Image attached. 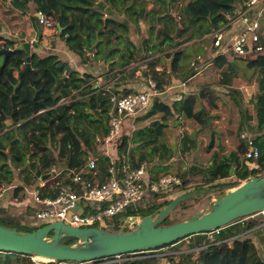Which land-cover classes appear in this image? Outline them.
Masks as SVG:
<instances>
[{"label": "trees", "instance_id": "obj_1", "mask_svg": "<svg viewBox=\"0 0 264 264\" xmlns=\"http://www.w3.org/2000/svg\"><path fill=\"white\" fill-rule=\"evenodd\" d=\"M148 1L152 2L150 8H147ZM236 1L9 0L6 4V0H0V15L8 16L12 20L14 9L24 11L29 3H32L36 11H41L51 16L54 21H58L62 31H57V34L66 46L80 57L81 62H86L89 58L85 45L91 46L98 37L101 41L90 54L101 59H109L114 53H120V60L115 66L109 68V71L117 70L102 79L105 83L113 82L114 84L131 61L145 58L146 64L141 75L148 76L159 93L172 84L173 78L182 82L197 72L202 60L196 56L203 52L201 45L204 42L198 39L226 22L225 13H230L234 9ZM4 6L7 7L4 8ZM172 10H176L178 22H175ZM116 13L123 15V18L118 20L114 17ZM11 20L7 21V24L11 31L15 32L16 37L19 34L25 35V33H18L17 27L14 28L15 26L9 23ZM141 23L145 24L147 31V36L142 40L144 47L137 48L130 41L125 43L123 39L128 38L123 36L130 32V26H134V30L141 33ZM16 37L7 38L12 52L7 55L4 65L2 64L3 55L0 54V191L4 185H9L13 181V169L25 173L27 184L31 183L28 179L35 177L34 171L48 169L51 164L58 165L60 159L65 160L68 169L78 171L86 163L88 153H92L98 144L95 135L108 133L110 95H126L139 91L130 88L114 91L112 87L98 89L93 85L97 77L87 72L79 73L68 62L59 59L57 54L30 52L29 75L20 77L16 75V72L24 68L28 54L14 46L18 40ZM0 38L5 37L0 36ZM185 43L188 45L182 46ZM165 44L171 50L162 57L154 56L155 53L165 49L162 47ZM105 49H111L107 57H105ZM143 49H146V54L141 53ZM256 53V57L248 61V65L254 70L253 74H256L257 93L253 99L255 112L252 115H249L247 111L242 113L243 121H247V125L239 129V135L243 129L251 134L240 138V149L221 157L215 154L212 163L197 171L203 173L202 182L210 187L218 188L217 185L222 184L220 181L227 182L225 179L229 176L231 165H234L233 183L221 188L222 191L240 184L247 178L264 173V51ZM165 57L170 58L169 70H158L159 58ZM244 57L238 56L235 60L244 59ZM217 65L222 66L220 62ZM235 67L234 62L224 66L221 70V83L230 84L232 77L236 75ZM180 69L183 71L176 74ZM61 78L63 80L57 82ZM73 91H76L79 96L72 94ZM181 96L179 100H172L171 112L168 106L162 105L158 100L159 95H156L150 107L135 114V118L146 119L156 111L157 107L165 110L168 115L154 119L148 125L133 129L130 133L121 132L122 135L120 134L117 138L119 143L116 145V154L124 156L132 167H137L142 162H152L157 158L154 165L151 166L148 163L150 165L148 172L154 179L157 177L154 173L165 169L160 164L174 157L173 147L163 138L164 130L168 127V118L175 116L174 114L177 119L185 116L194 120L199 125V129H210V135H212L206 149L209 150L213 146L215 130L211 119L216 107L215 90L207 85L198 93L182 92ZM61 100L64 101L60 103ZM9 119L12 126L8 128L7 120ZM17 123L19 125H16ZM248 137L258 149V155L250 159L256 164L255 168H250L244 160V154L248 150L246 144ZM187 141L190 145L186 144ZM182 143L183 150H189L195 146L194 140L188 136V133L183 135ZM27 156H30L33 161L29 163V168L23 169ZM106 161V157L98 159L102 172H106ZM157 166L160 167L158 170H156ZM190 171L193 170L190 168ZM180 178L182 187L189 182L188 179L185 180L187 172L182 173ZM154 179L150 180L155 181ZM66 183H71V180L65 178L62 182L56 181L57 186L53 189V194ZM202 187L203 185H197L195 189ZM22 188L23 186L14 187V195L17 196ZM161 193L160 191L150 192L156 199L165 196V193ZM42 195H52V193L47 192ZM22 198L20 196L18 200ZM169 201H158L161 203L150 204L144 209H140L137 204L128 207L122 213L127 217L155 215ZM8 207L0 205V224L2 225L19 231H31L45 225V222L40 220L38 225L22 223L16 216L9 214ZM30 211L27 212L30 213ZM246 217H240L219 228L218 233L215 230L194 234L162 246L189 239L192 249L176 254L177 261H174L173 254H170L163 257L153 255L129 258L122 262L105 264H161V258L165 259L164 264H264L263 251L257 244L264 243V219L260 214H256L255 218L249 220H245ZM167 219L165 217L164 221ZM62 241L72 243L76 239L68 238ZM215 241L220 242L215 243ZM160 248L149 250V252ZM1 253L0 264H10V260H13L15 264H38L33 262L29 255ZM107 258L98 259L95 262H101ZM43 259L47 262L41 264L57 262L52 259Z\"/></svg>", "mask_w": 264, "mask_h": 264}, {"label": "crops", "instance_id": "obj_2", "mask_svg": "<svg viewBox=\"0 0 264 264\" xmlns=\"http://www.w3.org/2000/svg\"><path fill=\"white\" fill-rule=\"evenodd\" d=\"M9 0H6V4H8ZM187 1V0H185ZM245 0H237L235 2L234 9L230 12L231 15L238 13L240 10H242L245 6L244 3ZM152 6V2H147V8H150ZM7 6H4L6 8ZM16 12L19 13V17H16ZM35 10V6L32 3H29L28 7L24 10H16L14 9V15L13 19L11 20L10 17L3 15H0V36L12 39L13 37H16V34H14L10 26L7 24V21L11 20L9 23H12L17 29L18 33H25L24 37L26 41H36L37 46L31 47V52H36L38 54H43L44 52L46 54H57L58 58L68 62L71 67H73L74 70L78 71L79 73H91L94 75L96 80L93 81V85H97L99 87H102L105 82L102 80L103 78L107 77L109 74L111 75L113 72H115L117 69H113L109 71V68L111 66H115V64L120 60V53L116 52L114 53L109 59H101L99 57H95L90 53H93L95 50L96 45L101 41L99 38L94 46L93 52H89L87 50V53L89 54V58L86 62H81L80 57L72 52L65 44V42L59 37L57 34L59 31V28L57 27H47L44 25H41L38 22V15ZM172 14L175 17V22H178L176 19H178V15L176 10H172ZM107 14H105L106 16ZM114 17H116L118 20H121L123 18V15L121 14H114ZM23 19V20H22ZM26 20V22H24ZM23 21V22H22ZM260 21V32H261V42L264 44V15H262L259 18ZM178 24V23H177ZM19 25V26H18ZM141 33H137L134 30V26H130V32L128 34H124L123 41L126 42H132L135 47L137 48H143V38L147 36L146 26L144 23H141ZM148 28V26H147ZM242 24L240 23H232L225 31L224 41H223V48L224 46H228L229 43L232 41V39L241 31ZM23 31V32H22ZM214 30H211L210 32L204 34L200 39L198 40H204L203 44V52L198 54L196 57H199L200 60H202L201 65L199 66V69L197 72L187 78L185 81H180L179 79L173 78L172 84L165 87V89L158 93L159 99L162 103V105H166L170 108V111L172 112L171 103L172 100L175 99V96L178 94H181L182 92L185 93H198V91L204 87L209 86L213 90H215V110H213V117L211 119V124H213V128L215 130V154H217L218 157L228 155L232 151H237L240 149V138H244L249 136L250 134L246 129H243L241 134L239 135L240 128H245L247 125V121H243V114L244 112H248L249 115L254 114V103L253 99L257 93V83H256V74H253L254 70L250 68L248 65V61L254 59L255 57H249L250 54L248 53L245 55L244 59H237L235 60L236 56L235 53H233L230 49L224 50L222 49H216L215 46H213L212 43V37ZM17 33V34H18ZM20 35V34H19ZM19 35L16 37L19 38ZM195 40V41H198ZM19 39L17 40V43L14 44L16 47L18 45ZM96 41V39H95ZM94 41V43H95ZM92 43V45H94ZM91 45V46H92ZM188 43L183 44L182 46H187ZM165 49L162 52H157L154 54V56L162 57L165 53L169 52L171 48H169L168 45L162 46ZM46 50H45V49ZM104 48V47H103ZM111 49H105V57L110 53ZM146 49H143L141 51L142 54L145 53ZM140 53V54H141ZM257 55V54H256ZM221 63L222 66L219 67L217 63ZM234 62L235 72L236 75L232 77L231 82L229 85L223 84L220 82L221 78V70L224 68V66H227L228 63ZM114 63V64H113ZM169 63L170 58H159V62L157 65L158 70L165 71L169 70ZM146 59L139 58L138 61H131L127 66L124 73L121 75L119 79H115L116 82L113 84V82H107L112 84V89L114 91L116 90H122L123 88H130V89H148L150 87V79L148 76L144 77L142 76L141 72L142 69L145 67ZM183 69H180V71L176 72V74H179L182 72ZM132 74V75H130ZM16 75L19 76V72H16ZM120 76V75H119ZM214 76V77H213ZM21 77V76H20ZM213 77V78H212ZM103 81V82H102ZM76 97L79 96V94L76 91H73V93ZM64 100H61L60 103H62ZM41 112V111H40ZM215 112V113H214ZM137 115V114H136ZM167 116L168 114L165 113V110L159 109V107L156 108V111L148 116L147 118L151 119H158L159 117ZM175 116H171L168 118V125L169 122L173 121L176 126H182L184 124V128H188L187 123H183V121L191 122L192 119H189L185 116L179 117L177 119L176 114ZM171 118V119H170ZM133 119H136L135 116L128 117L122 128V133L124 132V127L130 126ZM177 119V120H176ZM214 120V121H213ZM8 128L12 125H10L11 120H7ZM16 125H19L18 123ZM15 125V126H16ZM194 131V130H193ZM188 133L190 131H187ZM126 133H129L127 131ZM195 133V131L193 132ZM190 134V133H189ZM188 134V135H189ZM101 134H96V136ZM195 135V134H194ZM193 135V136H194ZM212 135V134H211ZM190 136V137H193ZM97 142V141H96ZM223 144L227 145V148L224 147ZM229 146V148H228ZM214 148V147H213ZM102 145L98 142L96 148L92 153H88L87 159L93 154H96L97 156L101 152ZM229 149V152H228ZM228 152V153H226ZM219 153V154H218ZM104 157V156H99ZM29 156H27L26 164L24 165L23 169L29 168ZM210 161L209 163H211ZM62 163V162H61ZM61 169H59V163L58 165L51 164V166L47 169L39 170L40 175H44L45 173L52 174L47 177L46 179H40L39 176H37L35 173V177L28 179L31 180L30 184L25 183V173H22L20 171L18 178H13V183L9 185H4L0 191V205L6 207L7 203L12 200H18L20 196H22V200H18L21 204H23L22 208L17 209V213H11L14 216H16L18 219L22 221V223H29L38 225L39 219L35 217L34 215V209L42 207L39 204H36L33 202L31 191L34 189L33 187L39 184H42V190L44 193L49 192L50 194H53V189L56 188L57 184L56 181H53L56 179L57 172L61 173V170L68 169L65 160L63 161ZM234 167V165H232ZM53 168L56 170L53 173ZM71 171L68 169V172ZM73 171V170H72ZM149 178H151V174L149 172L147 173ZM67 176V175H66ZM68 178L63 175V179ZM59 180V179H58ZM59 183V182H58ZM17 186H23L22 190L18 192V195H14V187ZM59 189V188H58ZM51 191V192H50ZM93 207L94 205L86 204L84 203L83 209L86 210L89 207ZM30 211L28 213L27 211ZM34 215V216H33ZM256 214L250 215L249 217H246L245 220L253 219L255 218ZM259 244V248L261 251H263L264 255V243H257Z\"/></svg>", "mask_w": 264, "mask_h": 264}, {"label": "built area", "instance_id": "obj_3", "mask_svg": "<svg viewBox=\"0 0 264 264\" xmlns=\"http://www.w3.org/2000/svg\"><path fill=\"white\" fill-rule=\"evenodd\" d=\"M244 3V8L238 13L233 15L225 13L226 22L214 31L212 43L217 49L223 48L226 29L232 23H240L242 24L241 31L223 49H230L238 56L264 51L259 21V18L264 15V0H245ZM37 15L41 25L47 27L55 25L51 16L41 11H38ZM0 49H11L8 46L7 38H0ZM149 83L150 87L146 90L126 95H110L108 133L95 137L97 143L102 145L101 152L98 156L93 154L89 157L78 171H69L68 178L71 183L62 184L54 194L43 196L42 184L37 185L31 191V195L33 202L42 207L34 209L35 217L47 223L61 220L79 227L104 228L106 217L124 212L129 205L136 206L147 191L150 193L166 190L168 187L180 184V177L171 172L160 175L156 181L150 180L152 178H149L147 174L149 165L142 162L137 167H132L124 156L116 154V140L122 132L125 120L149 108L152 99L158 95L154 83L152 81ZM95 86L98 89H108L112 87V84L105 83L102 87H99L98 84ZM181 97V94H178L174 100H179ZM246 141L248 150L244 154V160L250 168H255L256 164L250 159L258 155V149L252 139L248 137ZM99 156L107 158L106 172H102L99 168ZM84 203L95 204V206L84 210ZM259 214L264 219V210ZM218 229H215L216 233H218ZM219 242L215 241V243ZM36 263L41 264L42 262ZM95 263V260L56 262V264ZM99 264L105 263L100 262Z\"/></svg>", "mask_w": 264, "mask_h": 264}, {"label": "water", "instance_id": "obj_4", "mask_svg": "<svg viewBox=\"0 0 264 264\" xmlns=\"http://www.w3.org/2000/svg\"><path fill=\"white\" fill-rule=\"evenodd\" d=\"M57 26L58 21H55ZM62 31V28H59ZM17 49L24 50L28 56L25 66L19 71V76L29 75L31 47L37 46L36 41H26L23 34L19 35ZM94 45H85L93 52ZM12 49H0L3 55L2 64ZM58 79L57 82L62 81ZM56 82V83H57ZM16 86V85H15ZM36 175L46 179L52 172ZM234 174L231 165L229 176ZM212 187H202L179 193L173 197L155 215H146L137 219L127 217V221L135 227L130 231H108L102 227H79L64 223L61 220L50 221L38 229L19 231L0 224V252L18 253L34 257L52 259L54 261H88L160 248L188 236L210 232L223 227L232 221L264 210V173L243 180L236 186L220 192L207 210L198 211L187 219L169 225L158 223L172 212L178 203L185 199L204 197L213 194ZM64 238H75L72 243H65ZM162 259L161 264H164Z\"/></svg>", "mask_w": 264, "mask_h": 264}, {"label": "rangeland", "instance_id": "obj_5", "mask_svg": "<svg viewBox=\"0 0 264 264\" xmlns=\"http://www.w3.org/2000/svg\"><path fill=\"white\" fill-rule=\"evenodd\" d=\"M19 16H20L19 13L16 12V17H19ZM24 22H26V20H24ZM53 27H57V29L60 28L59 24H57V26L55 24ZM104 52H105V50H104ZM43 54H46V53L44 52ZM256 54L257 53L250 54L249 57L253 58L256 56ZM160 118L161 117H159L158 119H160ZM151 121H153V119H151V118H146L143 120L141 118L133 119L130 126L124 127V130H123L124 134L127 131H129V133H130L133 129H137V128L143 127L144 125H148ZM169 123L170 124L168 125V127L164 130V137L163 138L168 145L173 147L174 157L171 158L169 161H165L162 164H160V165H163V167H165V169L160 170L157 173H154L157 175V177L155 179L152 177L151 178L156 181V180H158L160 175H162L164 173L171 172L173 174H176L178 177H180V175L182 173L187 172V178L185 180L188 179L189 182H187V184L185 186H183L184 189H182L183 187H182L181 178H180L179 180H180L181 186H179V187L171 186V187H168L166 190H158V191L162 192L161 194L165 193V196L158 197L157 199L154 198L153 195H151L147 191L142 196V200L138 203L140 209H144L147 206H149L150 204L161 203L158 201L171 200L173 197H175L179 193L195 189V187L197 185H203V187H210L209 185H207V183L205 184L204 182L201 181L203 178V173H201V172L198 173L197 171L199 169H204L202 167L206 168L207 164H209L210 161L213 162V158L215 156V145H213L209 150L206 149L207 144L209 143L210 138H211V135H210L211 130L208 128H200L199 129V125H197V123L194 120L191 121L190 123L183 121V123H187L188 128H190V129H186V130L184 128V126H185L184 124H182V126L180 127V126H176L173 121H171ZM193 130L196 131V133H193L194 132ZM187 131H190L189 132L190 134ZM185 133H188L189 137L193 136L195 134L193 137H190L191 139L194 140L195 146L194 147L192 146V148H189V150H183L182 139H183V135ZM213 139L215 141V135H213ZM118 143L119 142L116 140V145ZM186 144L190 145V143L188 141L186 142ZM213 144H214V142H213ZM223 145L225 148H227L226 144H223ZM228 148H229V146H228ZM228 152H229V149H228ZM228 152H226V153H228ZM29 160L31 162L33 161V159L30 156H29ZM63 161H64V159L58 160L59 169L62 168V166H60V165H62ZM154 162H157V158H155L152 162L147 161L146 164L149 165L148 163H150L152 166V165H154ZM149 167H150V165H149ZM159 168L160 167L157 166L156 170H158ZM190 168L193 170L192 172L190 171ZM153 169H155V168H153ZM54 171L56 172V170L53 168V173H54ZM13 172H14V174H13L14 178L15 179L18 178L19 174H20V170L13 169ZM61 173L57 172L56 179H54L53 181L57 180L58 182H62L64 180L63 175L65 177H67V176H69L70 172H68V169H63V170H61ZM225 180H227V182H221L220 181V183H222V184H218L217 185L218 188L212 187V188H215V192L213 194H207L204 197H198V198H194V199H191V198L185 199L184 201H181V203H178L176 205V207L172 210V212H170V214L168 216H166L169 220L167 219V220H165L166 221L165 222L164 219H162L158 223V225L164 226V225H168L172 222L175 223L177 221L187 219L188 217H190L191 215H193L194 213H196L198 211L207 210L209 205L213 202V198H215L220 192H222L221 188H224V186H227V185H230L231 183H233L232 177H228ZM12 183H13V181H12ZM210 185L213 186L212 183H210ZM36 186H34L33 188H35ZM155 200H158V201H155ZM7 206H9L8 212L18 214L17 209L20 207L22 208L23 204H21L18 200H12V201L7 203ZM130 206H132V205H129V207ZM138 215H139V213H138ZM135 217L137 219L140 218V216H135ZM105 221H106V224L103 227L108 231L126 232V231L132 230L135 227L133 224H131L129 221H127V216H125L124 213L116 214L113 216H108L105 218ZM43 222L47 223L46 221H43ZM25 224L31 225L29 223H25ZM18 229H20V228H18ZM64 239H68V238H64ZM191 249L192 248L190 247V240L185 239V240L179 241L173 245L165 246V247H162V248L157 249V250L152 251V252H149V250H147V251H139V252H134V253H125V254H121L118 256H113L111 258H107L104 261H101V263H110V262H117V261L122 262L123 260L129 259L131 257L132 258H138V257H148V256H153V255L156 257H163L165 255H170V254H173V260L177 261L178 256L176 254H178L180 252L190 251ZM1 254H3V253H1ZM30 259L33 262L34 261L35 262H42V263L47 262L46 259L38 258V257H34V256H30ZM160 260H162V258ZM10 261H11L10 264H15V262L13 260H10ZM166 262L168 263L169 261H166ZM99 263L100 262H96L95 264H99ZM18 264H20V263H18Z\"/></svg>", "mask_w": 264, "mask_h": 264}]
</instances>
